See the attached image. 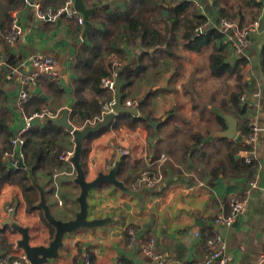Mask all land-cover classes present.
<instances>
[{
  "label": "crops",
  "instance_id": "0c3cea01",
  "mask_svg": "<svg viewBox=\"0 0 264 264\" xmlns=\"http://www.w3.org/2000/svg\"><path fill=\"white\" fill-rule=\"evenodd\" d=\"M10 1L0 0V15L3 8L7 13L0 18V25L9 27L8 32L5 29L0 31V55L3 57L0 65V117L8 124L12 136L24 124L17 105L22 87L20 76L34 69L33 57H54L58 76L38 77L35 83L29 85L30 98L27 102L40 97L44 106L59 112L72 106L71 116L77 104L74 61L80 55L84 56V60L90 57L93 53L89 47L94 46L96 41H102L103 48L118 32L121 33L119 46L111 52L107 51L105 59L111 53L119 56L123 84L125 73L139 65L143 50L150 47L151 52L142 59L146 67L137 71L139 75L129 88L126 99L137 102L139 106L144 96L150 93L146 106L148 112H145L153 119L150 127L147 123L130 126L128 118L122 116L128 112L119 113L109 126L86 139L82 155L86 179L93 181L101 172L107 173L122 154L121 159L125 161L118 178L139 192L130 194L106 182L93 187L88 197V217L109 220L103 226L81 227L66 234L59 256L45 264H84L85 258H88L89 264H125L121 259L123 256L130 264H158L143 249L145 242L152 237L165 263L198 262L204 259L208 241L216 234L222 236L225 254L232 259V264H264L261 259L264 253V145L261 138L264 132V0H261L263 7L259 16L249 23L259 21L260 27L250 44L241 48L232 38V29L215 27L222 19V0H85L87 7H93L92 26L86 36L85 25L76 19H69L65 14L57 21L38 18L36 5H40L42 10L57 9L64 4V0H14L9 4ZM126 13L130 14L129 17L122 18ZM15 15L22 32L15 41H8L6 37L12 31ZM79 15L83 16L77 10ZM197 15L204 17L202 23L213 25L210 30L222 33V39L215 42L223 46L232 63L244 59L242 79L247 87L239 98L241 100V95L246 94L243 101L247 104L245 114L235 113L232 102L228 100V95L237 90L236 80L231 78L226 82L210 74L209 53L212 46H204L202 52L182 47L184 29L191 22L187 17L191 19ZM136 17L141 19V29L133 32L127 19ZM174 22L179 24L176 26ZM166 27H177L175 41L179 45L173 54L171 50H159V41L153 46L148 41V37L160 38L157 32L166 33ZM210 30L207 34L193 33L194 38L208 35ZM101 33L108 36H101ZM56 84L63 89L61 94L55 93ZM256 92H260V97L255 96ZM111 95L114 96V91L106 89L101 101ZM174 107L175 113L171 114ZM27 111H30L27 114L35 112L28 109V104ZM138 111V116H143L140 108ZM220 111L238 120V135L235 138L212 137V133L228 128ZM101 115L102 112L94 114L85 122L95 123L102 118ZM48 120L55 123L52 118L37 119L30 131ZM246 122L250 130L258 127L257 141L241 134ZM86 123L73 124L82 128ZM56 125L51 127L56 142H50V147L36 144L52 153L59 145L63 150L49 172L42 168L36 172L35 182L38 188L45 189L53 215L69 220L80 209L77 198L81 189L75 183L73 163L62 159V155L73 152L75 139L66 127L59 125L58 128ZM200 139L203 141L199 143ZM238 141L251 148H240L234 155V162H230L229 153ZM17 150L24 153L23 167L27 168V149L17 146ZM254 153L255 165L252 168L235 163L239 158L245 159ZM220 162L225 163L224 172L213 174L214 167ZM142 169L160 172L162 180L150 188L139 184ZM252 180H258L259 188L248 196L246 187ZM22 184L27 186V179L23 182H4L0 186V255L5 264L25 252L19 245L22 234L7 223L11 217L13 222L29 228L30 244L33 246L49 245L56 233V228L43 219L37 209L41 194L39 200L35 198L29 202ZM233 195L247 199L248 207L233 224L227 226L218 222L217 217L230 214ZM31 202L37 206L36 209L29 210ZM9 205L14 208L12 211H8ZM130 231L136 233L137 240L133 245L128 240Z\"/></svg>",
  "mask_w": 264,
  "mask_h": 264
},
{
  "label": "trees",
  "instance_id": "16d2710c",
  "mask_svg": "<svg viewBox=\"0 0 264 264\" xmlns=\"http://www.w3.org/2000/svg\"><path fill=\"white\" fill-rule=\"evenodd\" d=\"M14 0H11L8 2L9 4L14 3ZM223 5L220 8V16L222 18H230L234 19L238 24L240 25H247L251 21L255 20L263 7V2L261 0H222ZM44 10V9H43ZM2 14L0 15V18H3L7 15L6 8H3ZM130 15V14H129ZM129 15L123 14L124 19L128 18ZM188 21L191 22L188 24V27L184 29L183 33V40L184 43H182V47L190 50H195L197 52H202L204 50V46H212V50L209 53V70L211 76L218 78V79H224V81H230L231 78H234L237 82L236 91L232 92L230 95H228V100H230L233 104V107L235 108V113L242 115L246 113L247 110V104L240 100V94L244 91V89L247 87L245 82H243L242 79V62L244 59H237L235 63H232L227 55V53L223 50V46L221 47L220 44L216 43L215 40L222 39L223 35L221 32H219L216 29L210 30V33L205 36H199L194 38V28L200 24H203L202 21H204V17L201 15H197L195 18H189L187 17ZM130 22L131 27H129L133 32L137 29H141L140 24V18H132L127 19ZM183 22V21H182ZM175 24L177 22H174ZM179 24V23H178ZM176 24V26L178 25ZM145 27V26H143ZM150 27V26H149ZM136 28V29H135ZM9 31V27H4L3 25H0V31L3 30ZM177 27H166L165 32H157L158 36L160 38H152L148 37V41L150 43V46H153L157 41H159V50H163L164 52H167V50H171V53L173 54V50L179 45V42H176L175 36ZM101 36L107 37L108 34L101 33ZM121 33L118 32L117 36L113 38V40H110L107 45H105L102 48V41L99 40L94 43V46H90L89 48L92 51V55L88 57L87 59H83V55L78 56L74 61V67L76 68L77 72V78L75 81V94L77 97V104L73 108V111L71 113L70 119L73 123H80V125H83L86 123L85 121L88 118H92L94 114H100L102 112V105L107 99H111V96H108L107 99L102 102V98H104V95L106 93V89L102 87L101 81L102 77L106 76L109 73L108 70V64H107V55L105 59V53L111 52L116 48V46H119L118 42L120 40ZM102 48V49H101ZM150 47L143 50V53L141 54V60L139 65L136 67H131V70L127 71L126 74V81L124 82L122 86V95H123V104L126 102V99L128 97V91L129 88L135 83L137 76L139 75L137 71L139 69H144L146 67L145 63H142V59L146 57L147 55H151V52L149 51ZM264 53V49H263ZM98 60V61H97ZM106 60V64H105ZM107 65V67L105 66ZM54 85V84H53ZM56 94H61L63 92V89L59 87V85L56 84L55 89ZM150 98V93H147L144 96V99L139 103L138 108L141 109L143 116L133 115L125 113L122 116L128 118L129 125L135 126L139 123H147L150 127L151 122L153 119H151L145 112L146 106L148 103V100ZM27 104L28 109L31 108L32 111H41L44 107V103L40 97L32 98L29 102L26 103L24 106V112L27 111ZM54 110V109H53ZM176 110V107H174L171 114H174ZM30 113V111L28 112ZM219 118V117H218ZM220 119V118H219ZM89 123V122H88ZM87 124V123H86ZM85 124V125H86ZM55 123L53 120H48L46 124L44 125H37V129L33 128L32 131H30L26 135L25 139V150L27 149L26 155L27 159L25 161L26 167H13L10 163L6 162L3 158L4 152L6 150H10L13 147V143L11 142V136L12 131L9 129L8 124L0 117V186L4 182H13V181H25L27 179V186L23 185L26 189L25 192H27V197H29V202L32 199L33 201L35 198L39 200L40 197V191L39 188L36 185V172L40 170L41 168L46 170L47 172L50 171L51 167L58 162L59 156L61 155V152L63 150V147L61 145L58 146L57 151L55 153H52L48 148L41 147L36 144L39 143L41 145L45 146H51V143L56 142L55 139L56 136L54 135L55 132H51V127H55ZM84 125V126H85ZM57 126V125H56ZM247 122L245 125H243V133L241 134L246 137H250V135L254 132L253 130H250L246 127ZM58 128L60 126L58 125ZM96 133H92L89 135L88 139L95 136ZM49 137V140L47 139ZM202 142L203 139L199 140ZM250 147V145H246L240 141H238V145L235 146L231 152L229 153L230 156V162H234L235 160V153L240 149L247 150ZM195 148V147H194ZM193 148V149H194ZM251 148V147H250ZM84 153V150H83ZM83 155V154H82ZM125 159H121V167L120 171L123 168ZM236 162H240L241 165L244 166V168H252L255 164V160H253L251 163L247 162L246 159L243 157L239 158V160H236ZM224 164L225 163H218L214 168L215 171L212 172L213 174L223 171L224 172ZM84 166V165H83ZM55 167V166H54ZM33 208H37L36 205H33V202L29 205V210H33ZM41 211V216L43 219L46 220L44 216V211L41 207H38ZM123 263L130 264V261L126 258L121 257Z\"/></svg>",
  "mask_w": 264,
  "mask_h": 264
},
{
  "label": "built area",
  "instance_id": "2783aa9c",
  "mask_svg": "<svg viewBox=\"0 0 264 264\" xmlns=\"http://www.w3.org/2000/svg\"><path fill=\"white\" fill-rule=\"evenodd\" d=\"M37 6V15L40 20L43 21H57L59 20L63 14L66 15L69 19H76L81 25L85 24V19L82 15L77 16V10L75 8V0H64V4L57 9H48L42 10L40 5ZM213 25H210L208 22H204L194 28L195 35L207 34L210 28ZM215 27H223L225 30L232 29V38H234L235 44L237 47H245L250 44L251 39L260 27L259 21H254L251 24L241 27L235 20L222 18L219 25ZM12 31L10 35L6 37L8 41H15L18 36L21 34L22 29L20 27V22L17 16L15 15L12 21ZM231 38V39H232ZM2 56L0 55V65L2 63ZM31 62L34 66L33 70L23 72L20 76L22 87L19 90L18 96V108L21 111L24 119V124L22 128L11 138V142L13 143V147L10 150H6L4 152L3 158L6 162L10 163L13 166H18L23 162L24 153L22 151L17 150V146H22L25 144L26 135L31 130V127L35 120L43 119V118H59L61 112L57 110H53L49 107H44L41 111L33 112L31 114H27L24 112V106L30 98L29 85L35 83L36 79L41 75H47L50 77H57L58 72L56 70V61L54 57L48 55H37L31 59ZM107 64L109 73L102 77V87L104 89H109L114 91V86L116 79L119 75L120 68L122 67V62L119 56L115 53H111L107 56ZM256 97H260V92L255 93ZM246 94L241 95V100L245 101ZM115 102L114 96L111 99H107L103 104L102 109V117L103 115L112 111V106ZM137 102H133L130 100H126V107H136ZM252 126H255L252 124ZM254 132L250 135V139L252 141H257L258 136V127H253ZM262 144L264 145V132L262 135ZM73 152H65L62 155V159L69 160L72 156ZM255 157V153L253 156H247L245 159L247 162L251 163ZM115 164V163H114ZM113 164V165H114ZM112 165V166H113ZM162 180V174L160 172H151L149 169H142L139 173L138 182L143 183L148 187L154 186L157 182ZM259 188L258 180H252L248 182L246 187V193L248 196L252 194V192ZM231 212L229 215H219L217 217V221L224 225L233 224L237 218L241 214H244L247 211L248 200L238 195H233L231 197ZM8 211H12L13 208L9 205L7 206ZM199 234V233H197ZM136 233L134 231H130L129 242L131 245L136 243ZM225 244L223 242V238L220 234H216V236L208 241L207 253L203 260L198 262H184L182 264H232V259L225 254ZM144 252L152 257L158 264H172L165 263L163 260V256L156 250V241L155 238H151L150 241L145 242L143 245ZM264 262V253L261 257ZM0 264H5V260L0 255ZM9 264H32L30 259L28 258L26 252L18 258H14L10 261ZM84 264H89L88 258H85Z\"/></svg>",
  "mask_w": 264,
  "mask_h": 264
},
{
  "label": "water",
  "instance_id": "95a60500",
  "mask_svg": "<svg viewBox=\"0 0 264 264\" xmlns=\"http://www.w3.org/2000/svg\"><path fill=\"white\" fill-rule=\"evenodd\" d=\"M87 6L88 5L86 4L85 0H75V8L83 14V17L85 19L84 36H86L92 26L91 12L93 11V7ZM122 86L123 78L119 71V75L116 79L114 86L115 102L112 106V111L103 115V117L97 120L95 123L89 122L82 128L75 127V125L70 122V109L72 106L65 107L61 112V116L57 120L55 119L56 124L63 125L74 135L75 146L73 154L69 160L73 163L76 169L75 183L78 184L81 189L80 194L77 198V201L80 205V209L76 212L75 217L72 219L62 220L56 218L53 215L51 207L47 202L45 189L43 187H39L41 192V200L39 202V206L43 209L46 220L56 228L54 238L49 242V245L47 246L31 245L29 228L23 227L17 224L16 222H13L12 217L7 221L8 224H11L12 227L17 229L22 234V239L20 240L19 245L24 248L32 264H45L51 259L57 258L59 256L60 248H62L64 245L63 241L66 234L72 233L73 231L81 227L103 226L109 220L107 218L89 219L88 217V197L93 187L98 186L103 182H106L111 183L130 194H137V192H139L137 189L127 186L123 182V180H120L118 178L121 167L122 154L119 155L115 165L107 173L101 172L93 181H88L86 179V171L82 164V154L84 150L85 141L90 134L97 133L98 131L109 126L113 119L119 113L128 112L139 115L138 107H126L123 104ZM220 113H222L223 118L227 121L228 128L224 131H216L212 133V137L219 135L229 139L235 138L238 135V120L231 114H227L221 111ZM20 165L25 166L24 163H21ZM147 188L150 187L147 186ZM12 215H14V213H12Z\"/></svg>",
  "mask_w": 264,
  "mask_h": 264
},
{
  "label": "clouds",
  "instance_id": "9594fccd",
  "mask_svg": "<svg viewBox=\"0 0 264 264\" xmlns=\"http://www.w3.org/2000/svg\"><path fill=\"white\" fill-rule=\"evenodd\" d=\"M125 103H126V102H125ZM125 103H124V105H125ZM136 107H138V104H137ZM101 116H102V115H101ZM22 163H23V162H22ZM114 163H116V161H115ZM114 163H113V164H114ZM113 164H112V165H113ZM112 165H111V168H112L115 164H114L113 166H112Z\"/></svg>",
  "mask_w": 264,
  "mask_h": 264
},
{
  "label": "rangeland",
  "instance_id": "374dc122",
  "mask_svg": "<svg viewBox=\"0 0 264 264\" xmlns=\"http://www.w3.org/2000/svg\"><path fill=\"white\" fill-rule=\"evenodd\" d=\"M253 128V127H252ZM12 207V206H11ZM13 208V207H12ZM14 209V208H13ZM128 240H129V238H128ZM263 255V254H262ZM262 255H261V257H262Z\"/></svg>",
  "mask_w": 264,
  "mask_h": 264
}]
</instances>
